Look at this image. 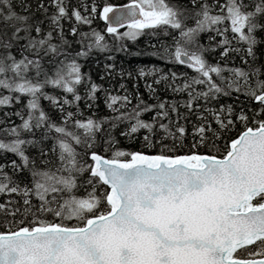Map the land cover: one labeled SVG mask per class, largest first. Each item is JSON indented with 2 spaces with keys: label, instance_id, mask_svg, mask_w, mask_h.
Masks as SVG:
<instances>
[{
  "label": "snow or ice",
  "instance_id": "6c2138e0",
  "mask_svg": "<svg viewBox=\"0 0 264 264\" xmlns=\"http://www.w3.org/2000/svg\"><path fill=\"white\" fill-rule=\"evenodd\" d=\"M0 111V264H264V0H0Z\"/></svg>",
  "mask_w": 264,
  "mask_h": 264
},
{
  "label": "trees",
  "instance_id": "16d2710c",
  "mask_svg": "<svg viewBox=\"0 0 264 264\" xmlns=\"http://www.w3.org/2000/svg\"><path fill=\"white\" fill-rule=\"evenodd\" d=\"M108 2L113 4V5L119 6V5H124V4L130 3L131 0H108ZM99 23H100L101 27L104 26V23L102 21ZM124 30L125 29H123V28L120 29V31H124ZM147 39H148L147 37H141L140 40L137 41V43L135 45L130 44L129 46L133 51H136L137 48L143 49ZM144 63H148V61L146 59L130 58V57H126L123 55H118L117 56V71H119L121 68H126L128 70H132L133 68H135V66L137 64H144ZM237 63H239L238 60H237ZM85 70H89V66H86ZM173 70L178 71V72L189 71L188 69H186L182 66L177 67ZM91 71L93 72L94 78L97 79L98 82H101V81H99V74H102V66H101V68L92 67ZM101 83H104V82H101ZM111 83L117 88L119 86V83H126L129 89H131V87H132L131 81H127V80L121 81L118 76H115L112 79ZM141 91H143V88H141ZM145 99H147V96H145ZM4 111H7V110H4ZM2 116H3V111H0V117H2ZM16 123H19L18 119L16 120ZM12 158H14V157H9V159H12Z\"/></svg>",
  "mask_w": 264,
  "mask_h": 264
}]
</instances>
